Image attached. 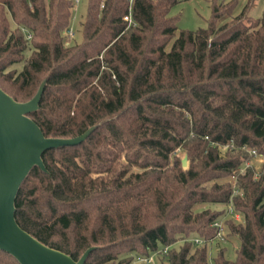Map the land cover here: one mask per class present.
Returning <instances> with one entry per match:
<instances>
[{
    "label": "trees",
    "instance_id": "obj_1",
    "mask_svg": "<svg viewBox=\"0 0 264 264\" xmlns=\"http://www.w3.org/2000/svg\"><path fill=\"white\" fill-rule=\"evenodd\" d=\"M178 1L86 0L81 39L66 43L72 0H0V87L25 101L44 81L28 115L45 136L93 127L42 153L46 171L21 182L15 219L74 259L93 246L84 264L152 253L209 264L213 223L230 207L242 222H223L239 246L234 259L219 247L213 264H264V161L249 152L264 153V11L210 0L206 27L176 35ZM123 156L155 169L124 178ZM0 264L20 263L0 249Z\"/></svg>",
    "mask_w": 264,
    "mask_h": 264
},
{
    "label": "water",
    "instance_id": "obj_2",
    "mask_svg": "<svg viewBox=\"0 0 264 264\" xmlns=\"http://www.w3.org/2000/svg\"><path fill=\"white\" fill-rule=\"evenodd\" d=\"M43 88L44 81L30 99L17 101L0 87V249L20 264H84L93 246L74 259L38 240L15 219L14 202L21 182L33 166L46 171L42 153L49 148L78 144L93 129L89 127L71 137L45 136L28 115L38 108ZM182 165H187L186 156Z\"/></svg>",
    "mask_w": 264,
    "mask_h": 264
},
{
    "label": "rangeland",
    "instance_id": "obj_3",
    "mask_svg": "<svg viewBox=\"0 0 264 264\" xmlns=\"http://www.w3.org/2000/svg\"><path fill=\"white\" fill-rule=\"evenodd\" d=\"M85 10H86V0H80L77 4V8L75 11L72 8V17H70L69 25L71 24L73 26L75 35H74V38L69 40V42H72V40L73 42L80 41L81 22L83 21ZM263 11H264V1L256 0V3L252 7L250 13L254 17H259ZM170 14L175 15L176 17V23H177V29L175 31L176 35L179 29L194 30L198 27H206L207 19L210 16V0H179L177 3H175L171 7ZM64 34H65V31H64ZM29 52L30 50L28 49L25 52V54H29ZM19 68H20V65L17 66V69ZM175 152L182 158L185 156V153L181 151L180 149L175 150ZM258 160L252 159V162L253 163L255 162L257 164L256 166H258L259 162H262ZM123 166H126V173L124 175V178L134 173H139V172H143L146 170L155 169L154 166L152 165H147V164L136 165V164L130 163L126 160L124 156L119 160V163H118L119 168H122ZM225 180H233V178L223 177L219 179V181H225ZM206 206H208V204H202L198 206L197 208L201 209ZM225 219H231L235 223L242 222V218L240 215L239 217H232L230 215V211H228L227 214H224L221 218H219V221H221L223 224L222 238L215 237L214 240L208 241L206 243L209 264H213V257L216 255L217 249L219 247H223L224 254L228 259L235 258V255H236L235 250L239 246V240L234 234H228L229 228L226 225H224V222H223V220ZM178 244L179 242L175 243L176 246ZM153 259L154 260L152 264H168L164 256L156 257L155 255ZM138 263L139 262L137 260H134L132 264H138Z\"/></svg>",
    "mask_w": 264,
    "mask_h": 264
},
{
    "label": "built area",
    "instance_id": "obj_4",
    "mask_svg": "<svg viewBox=\"0 0 264 264\" xmlns=\"http://www.w3.org/2000/svg\"><path fill=\"white\" fill-rule=\"evenodd\" d=\"M79 1L80 0H72V8H73L74 11L77 8V4H78ZM102 5L103 4L101 3L100 6H102ZM123 20L127 21L128 24L133 22L132 19H131L130 13H127V14L123 15ZM74 35H75V32L73 30V26L70 24L65 29V37H66L65 41H66V43H68L69 40L74 38ZM26 37L27 38L30 37V33L29 32H26ZM249 152L254 156V158H258L259 160L264 161V153L263 154H258L254 149H250ZM228 211H230V215L232 217H239V214L237 212H234L231 207L229 208ZM213 225L217 227V231H216L215 237L222 238V234H223V224H222V222L219 221V220H216L213 223ZM194 241L196 243H200V242H203V239L195 237ZM165 251H166V249L163 250V252H165ZM155 255H156V253H152L148 257H137V261L138 262H145V263H151L152 264L153 260H154L153 257Z\"/></svg>",
    "mask_w": 264,
    "mask_h": 264
},
{
    "label": "crops",
    "instance_id": "obj_5",
    "mask_svg": "<svg viewBox=\"0 0 264 264\" xmlns=\"http://www.w3.org/2000/svg\"><path fill=\"white\" fill-rule=\"evenodd\" d=\"M264 1V0H263ZM76 10V9H75ZM254 159H257L258 160V158H254ZM258 161H261V160H258Z\"/></svg>",
    "mask_w": 264,
    "mask_h": 264
}]
</instances>
